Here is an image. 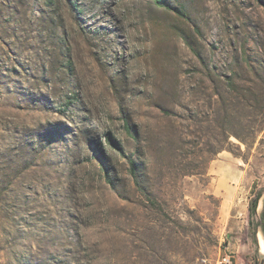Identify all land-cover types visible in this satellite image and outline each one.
Wrapping results in <instances>:
<instances>
[{"label": "rangeland", "instance_id": "1", "mask_svg": "<svg viewBox=\"0 0 264 264\" xmlns=\"http://www.w3.org/2000/svg\"><path fill=\"white\" fill-rule=\"evenodd\" d=\"M159 1L0 0V264H264V7Z\"/></svg>", "mask_w": 264, "mask_h": 264}, {"label": "trees", "instance_id": "2", "mask_svg": "<svg viewBox=\"0 0 264 264\" xmlns=\"http://www.w3.org/2000/svg\"><path fill=\"white\" fill-rule=\"evenodd\" d=\"M258 2L264 7V0H258ZM156 3L158 5L165 7L166 9L172 8L169 4H165L159 0H156ZM125 129L126 130L130 129V125L125 124ZM107 139L116 148V150L119 151L120 154L127 159L128 164H129L130 175L133 178L136 185L140 188L141 192H143L144 195H146L147 197H150L152 193L148 190L146 186L143 185L142 181H140L139 163L132 156H128L125 153L122 146L118 144V142L114 138H112V136L108 135ZM102 169L106 176V179L110 180V174L107 168L103 166ZM262 198H263V193L261 191L256 192L254 196L251 198L249 202V206H248L249 226L252 229L253 240H254V243L257 245V247L259 246L258 236L260 233L264 240V212L262 214L258 213L259 204Z\"/></svg>", "mask_w": 264, "mask_h": 264}, {"label": "built area", "instance_id": "3", "mask_svg": "<svg viewBox=\"0 0 264 264\" xmlns=\"http://www.w3.org/2000/svg\"><path fill=\"white\" fill-rule=\"evenodd\" d=\"M217 264H233V256L228 253H224L218 259Z\"/></svg>", "mask_w": 264, "mask_h": 264}, {"label": "crops", "instance_id": "4", "mask_svg": "<svg viewBox=\"0 0 264 264\" xmlns=\"http://www.w3.org/2000/svg\"><path fill=\"white\" fill-rule=\"evenodd\" d=\"M259 237L261 238V242L263 241V238H262V235H261V233L259 234Z\"/></svg>", "mask_w": 264, "mask_h": 264}]
</instances>
